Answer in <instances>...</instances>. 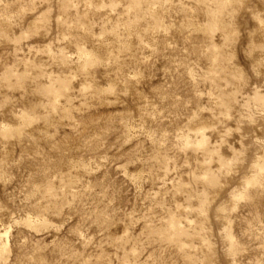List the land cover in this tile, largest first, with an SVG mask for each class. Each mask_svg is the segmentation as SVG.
I'll return each instance as SVG.
<instances>
[{
  "label": "rangeland",
  "instance_id": "obj_1",
  "mask_svg": "<svg viewBox=\"0 0 264 264\" xmlns=\"http://www.w3.org/2000/svg\"><path fill=\"white\" fill-rule=\"evenodd\" d=\"M0 264H264V0H0Z\"/></svg>",
  "mask_w": 264,
  "mask_h": 264
}]
</instances>
